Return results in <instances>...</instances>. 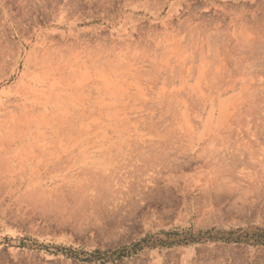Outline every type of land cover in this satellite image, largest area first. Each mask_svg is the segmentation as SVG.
Here are the masks:
<instances>
[{
  "label": "rangeland",
  "instance_id": "1",
  "mask_svg": "<svg viewBox=\"0 0 264 264\" xmlns=\"http://www.w3.org/2000/svg\"><path fill=\"white\" fill-rule=\"evenodd\" d=\"M263 63L264 0H0V264H264Z\"/></svg>",
  "mask_w": 264,
  "mask_h": 264
},
{
  "label": "bare ground",
  "instance_id": "2",
  "mask_svg": "<svg viewBox=\"0 0 264 264\" xmlns=\"http://www.w3.org/2000/svg\"><path fill=\"white\" fill-rule=\"evenodd\" d=\"M264 64V63H263ZM262 70V69H261ZM242 88H243V86H242ZM244 92V91H243ZM245 97H246V95H244ZM243 102V101H242ZM142 175V174H141ZM136 177H139V176H136ZM134 187V186H133ZM146 187H147V185H146ZM137 189V188H136ZM141 189V188H140ZM138 190V189H137ZM135 191V190H134ZM141 190H139V192H140ZM142 192V191H141ZM148 192V191H147ZM140 194V193H139ZM138 195V194H137ZM141 195V194H140ZM127 197V196H126ZM142 197V196H141ZM148 197V196H147ZM128 198V197H127ZM133 198V197H132ZM131 198V199H132ZM130 199V198H129ZM137 200V199H136ZM129 203V202H128ZM146 204V203H145ZM123 205H125V204H123ZM132 205V204H131ZM129 206V205H128ZM148 206V205H147ZM119 207V206H118ZM131 207V206H130ZM140 207V206H139ZM146 208V207H145ZM121 209V208H120ZM133 210V209H132ZM121 211H123V210H121ZM126 211V210H125ZM130 211V210H129ZM128 213V212H127ZM131 213V212H130ZM124 214V213H123ZM130 215V214H129ZM133 216V215H132ZM137 217V216H136ZM123 218V217H122ZM152 218V217H151ZM135 219V218H134ZM145 219V218H144ZM161 219V218H160ZM140 221V220H139ZM126 222V221H125ZM119 224V223H118Z\"/></svg>",
  "mask_w": 264,
  "mask_h": 264
}]
</instances>
